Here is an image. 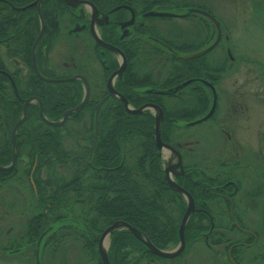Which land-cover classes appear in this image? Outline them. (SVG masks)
I'll list each match as a JSON object with an SVG mask.
<instances>
[{
	"label": "trees",
	"instance_id": "1",
	"mask_svg": "<svg viewBox=\"0 0 264 264\" xmlns=\"http://www.w3.org/2000/svg\"><path fill=\"white\" fill-rule=\"evenodd\" d=\"M34 1L0 0V46H4L3 53L7 59L22 60L28 67L25 74L16 66L9 71L0 59V68L9 71L15 82V90L21 97L15 102L9 100L17 97L12 85H3L9 81L0 73L2 166L10 165L12 161L14 149L11 131L22 113L24 99L37 97L42 103L45 118L58 121L66 110L81 102L85 92L79 80L47 82L35 74L31 51L39 33L40 19L36 3L31 4ZM224 1L240 2L241 6L246 4V19L264 31L263 0ZM23 6L25 8H21ZM40 12L44 32L35 50L39 72L46 77L70 75H55L42 66L54 42L49 34H54L55 38L60 36V20L68 12L66 4L64 0H41ZM213 16L219 21L222 32V22L218 16ZM202 20L192 33L185 31V37L177 24L168 28L161 25V28H152L148 33L173 49L171 56L183 51L188 55L205 49L213 41L216 32L214 25L210 30V23ZM200 32L201 36L195 39L194 34ZM227 37H230L228 33ZM221 40L213 51L221 45ZM129 49L133 53L122 79L116 82L117 89L134 109L146 101L159 105L163 112L161 138L177 148V143L181 144L184 139L183 134L180 135L183 128L181 123L202 117L210 109L208 89L203 81L198 83L197 78L218 84L234 64L231 46L229 50L233 59L225 50V55L215 58L209 56L208 51L196 58L181 59L178 55L179 58L169 56L168 61H161L164 48L142 38L133 42ZM197 61H201V67H195ZM213 61L216 65L211 66ZM261 68L264 82V65ZM105 73L107 77L108 72ZM193 77L184 102L180 99L183 95L180 87L171 93L148 91L152 88L171 90L179 86V82ZM101 80L96 75L91 78L88 99L61 126L48 124L40 117L38 101L28 104L26 117L16 131L15 163L10 169H0V219H15L13 224L20 235L16 237L5 232L0 240L7 239L3 242L7 244L0 245V251L11 250L14 253L27 246L32 248L34 260L36 250L39 251L40 264H54L55 261L57 264H102L98 253L99 237L115 221L129 223L159 248H167L168 242L172 246L178 244L181 217L176 214L170 217V212L183 210L185 201H181L178 193L171 190L163 178L162 162L155 146V117L148 109L138 114L129 113L121 99L107 96ZM106 96L98 111L99 131L90 151L95 107ZM217 109L210 118L216 115ZM48 214L53 219L56 217L57 221L55 228H52L56 230L53 235L49 228L44 229L50 225V219L47 224L45 221ZM3 225H7L6 222ZM203 225L204 222H201V228H204ZM195 227L197 225L191 223L190 219L184 229L187 243L189 238L190 241L196 240L198 229ZM39 229L44 230L39 232ZM110 236V264H134V252L147 251L146 246L127 229L114 230ZM132 245L136 246L135 251L130 250Z\"/></svg>",
	"mask_w": 264,
	"mask_h": 264
},
{
	"label": "flooded vegetation",
	"instance_id": "2",
	"mask_svg": "<svg viewBox=\"0 0 264 264\" xmlns=\"http://www.w3.org/2000/svg\"><path fill=\"white\" fill-rule=\"evenodd\" d=\"M198 1L201 0H80L76 6H71L64 0L68 11L64 13V15H66L70 21V23H66L64 26L65 33L68 36L66 39L69 41L66 40V45L68 44L65 49L66 55L61 61L52 57L54 53L53 50L61 43L62 35L55 38L54 34L50 33V38L51 40L53 39L54 42L52 40L53 43H51L50 52L48 56H46L45 62L43 61L45 64L42 66L45 70L54 72L55 75L60 73L70 74L48 78H72L77 75L83 76L89 87V92L91 78L93 79L96 75L97 79H102L101 81L104 82L108 93L107 96H111L107 88L108 78L112 73L120 69L121 63L125 59V67L121 71V74H117L113 78V87L120 93L117 89L116 82L122 79L129 63V57L133 53L132 50L129 49V46L140 38L155 42V44L164 48L160 60L168 61L169 56H171L170 52H173V49L168 47L167 44L165 45L152 34H149L148 31L156 27L161 28V23L168 22L166 20L164 21V19H170L171 22H175L174 20H189L190 14H186L187 10L191 8L202 9L204 7L201 3H198ZM90 4L96 8V17H93V8ZM21 8L25 7L23 6ZM204 9L213 16L206 6ZM150 12H170L173 15H150ZM202 19L204 18L200 17L199 20H195L194 22H198L200 25L203 21ZM205 19L210 23L209 27L210 30H212V25H214V23L210 18ZM175 24H178L179 28L182 30L181 33L183 37H185L183 25L181 27L180 23ZM93 31L99 39L106 44L114 46L120 53L101 46L95 40ZM200 36L201 32L199 34H194L195 39ZM182 43L185 46V42L183 41ZM6 46L7 48L9 47L7 44ZM215 47L216 46L210 49L209 52L211 53ZM0 48H4V46L2 45ZM44 48H46V46ZM202 50L204 49L202 48L188 55L185 51L177 53L176 55L172 53L171 57H180L181 59L189 57L196 58L203 55H197V53ZM225 50L228 53L229 45H226ZM3 52L0 54V59L5 62V67L9 71L14 69L13 66H16L15 68L18 70L20 69L22 74L28 71V67L22 60L20 61L16 58L9 60L5 57ZM211 57L215 58V56ZM10 62L12 64H10ZM200 62L201 61H197L196 68L201 67ZM211 63V66L216 65L214 61ZM11 67L13 68L11 69ZM8 70L0 68V73L5 75L9 81H5L3 85H5V83L6 85L8 83L12 85L17 99L10 98L9 100L15 102L19 100V98L21 100V97L18 92H16L15 82ZM106 71L108 72L107 77H105ZM193 79L194 77L187 80L189 81L188 84L184 87H180L179 91L183 92L182 98L180 99H182L183 102L185 101L184 95L187 94L188 86L192 83ZM75 80H79L81 86L85 90L86 83L83 79L76 78L67 81ZM202 80L201 78H197L196 81L199 83ZM203 84L208 89L207 97L210 96L209 104L212 106L213 94L214 91L216 92V86L209 80H203ZM216 96L218 100V95ZM196 100L199 101L201 99ZM238 100L240 99H235L233 97L230 101L227 100V103ZM148 104L157 105L149 101L143 103V105ZM249 104L246 103L245 99L242 100V103L238 104L239 107H237V105L233 106L232 104L233 112L221 115L216 121L209 117L197 123L196 120L199 118L197 117L181 123V127L183 128L180 129V135L183 134V142L181 144L177 143L179 145H176L177 148L168 143L179 153L181 158L180 167L177 166L174 168V164H176L177 160L175 162L171 160V157L174 159L172 152L167 155V158H170L169 162L171 161L172 163L167 165V167L164 166V169L167 168L169 173H172L176 183L191 195L194 202V210L191 212L188 221L191 219V223L197 225L194 229H198V235L194 241H190L191 239L189 238L188 243L184 235V248L173 258H165L152 253L141 239L137 238L146 246L147 251H143L142 253L135 251L134 264H191V261L196 258V247H188V244L203 245L201 249H203L209 257L205 263L200 262L199 264H264V131L255 130V133L250 136L237 133L238 123L241 121L245 122L250 118V115L245 113L249 108ZM8 109L12 111L10 108ZM148 110L155 115L152 108ZM239 112L243 114L240 115ZM241 116L243 118L242 120ZM210 121L214 122L210 128L203 125V131L198 130L199 126L204 123L209 124ZM187 125H189V128H185ZM192 128H195V135L189 134L191 133L189 129ZM0 134H2V132H0ZM192 143L193 145H191ZM186 144H190L191 146H185ZM178 197L181 201L184 199L185 208L183 210L172 211V213L182 218L185 213L187 199L183 193H178ZM45 213H48L47 210H45ZM201 222H204V228H201ZM56 223V217L54 219L52 218L50 219V225L44 227V229L49 228L51 230V235H53L56 233V230H52V228H55ZM11 229L12 228L9 227L6 233H10ZM40 229L39 232L44 230ZM123 229H125V227H123ZM147 239L149 240V238ZM102 245L105 246L104 241ZM153 245L158 249L169 251V248H159V246ZM175 246L177 247V245ZM173 248H170V250ZM25 249L28 250L29 247L26 246ZM10 251H1V253L5 255L3 259L9 260L13 259V257H20L18 255L8 257L7 254H15L21 251V249L14 253ZM54 264H57L56 261Z\"/></svg>",
	"mask_w": 264,
	"mask_h": 264
},
{
	"label": "rangeland",
	"instance_id": "3",
	"mask_svg": "<svg viewBox=\"0 0 264 264\" xmlns=\"http://www.w3.org/2000/svg\"><path fill=\"white\" fill-rule=\"evenodd\" d=\"M203 2L205 3L198 1V3H201V5L202 4L206 5L207 8L210 10V12L218 16L220 21L223 24V30H222L223 33L221 32V38L223 40H221L220 38L221 45L217 47L215 51L210 53L209 56L216 57L217 55H222V54L225 55V48H226V45L228 46V42H229V45L231 46V49H232L233 56L235 57L234 64L230 67V72H228V74L225 75L218 84L211 82L209 80L211 83H213L216 86V92L215 91L214 92L216 95H218V104H217L218 109L213 119L216 121L219 119V117H221V115L232 113L233 112L232 104L233 106L237 105V107H239L238 104L242 103V100L245 99L246 103L248 104L250 103L249 108L245 112L246 114L250 115V118L249 120H246L245 122L241 121L240 123H238L237 133L245 135V136H250L253 133H255V130L264 131V82L261 76V69H262L261 67L262 65H264V31L261 30L257 25L252 24L249 20L246 19L247 18L246 4L241 6L240 2L233 3L230 1H224V0H204ZM263 3H264V0H263ZM192 9L193 8L187 10L186 14H192L193 17L191 18H193L194 20L193 19L192 20L189 19L185 21L174 20L175 22H171V21L167 22L166 23L167 25L164 23H161L160 25H165L168 28L174 25L175 23H180L181 27L183 25L185 31H187L186 33H190L193 29L198 27V22L195 23L194 22L195 20H199L200 17L204 18V20H206L205 18H209L206 15L196 12ZM202 10L207 12V10H205L204 8H202ZM60 21H62L61 22V32H60V35H62V39H61L60 45L53 50L54 53L52 56V57H55L58 61L63 60L66 55L65 49L68 45V44L66 45L67 43L66 37L68 36L65 33L64 26L66 25V23H70L66 15H64ZM227 33L230 36L229 38H227ZM203 37L204 36H202V38ZM215 40H217V29H216L213 41L209 45H207L205 49H208L209 47H211V45L215 42ZM3 50L4 48H0V54H2ZM187 84L188 82L186 79L179 82V85H181L180 87H184ZM177 89L179 88L175 87L174 89H171V90L172 92H176ZM233 97L235 99H240V100L227 103V100L230 101V99ZM35 102L36 100L31 101V103H35ZM129 106L133 108L130 104ZM145 109L143 108L142 111H144ZM152 110L154 112H157L154 109ZM239 114L242 115L243 113L239 112ZM205 115L197 118L198 120L195 119L196 122L198 123ZM242 119L243 118L241 116V120ZM213 123L214 122H211V121L209 124L204 123L201 126H199L198 130L203 131V128H204L203 125H206L210 128V126H212ZM195 128L189 129V132L191 131V133L189 134L195 135V130H194ZM192 141L194 142L193 139ZM157 150H158L160 160L163 165L162 166V170L164 172L163 178L166 180V183H168L164 166L167 167V165L172 163L171 161L169 162L170 158L169 159L167 158V155L172 152L166 148L157 149ZM172 156L174 159H172L171 157V160L172 161L174 160L175 162L177 160V156L175 153H172ZM4 166L8 167L9 165L7 166L4 165ZM168 175L170 176V179L176 183V181L174 180L172 176V173L170 174L168 172ZM168 187H170L171 190L175 191L170 185ZM175 192L181 193L179 191H175ZM68 196H71V194H69ZM173 216H175V214L170 212V217H173ZM48 219H52L50 218L49 214L46 216V219H45L46 224L48 223ZM5 222L7 225H3L5 224ZM13 223H15V219L13 218L7 219L4 221H1L0 219V239L1 237L3 238L8 227L12 228V230L9 233L10 235L13 234V235H16V237L20 235V232L17 233V230L15 229ZM121 229L123 228H118L117 230H121ZM6 240H0V245H6L7 243H3V242H6ZM104 242H105V246H103V248L105 249L108 255V252L111 249V242H112V238L109 234L107 235V237L104 238ZM172 245L173 244L168 242V245L166 246L167 248H169L168 250H170V248H173L175 246V245L174 246ZM187 246L196 247V251H195L196 258L191 261V264H196V263L199 264L200 262L205 263V261L208 260L209 256L206 254V252L203 251V249H201V246L203 245H200V244L189 245L188 244ZM135 247H136L135 245H132V249L130 247V250L135 251L134 249ZM175 248L176 246L172 250H174ZM3 255L4 254L1 253L0 251V264H36V261L34 260V254H33L31 247L28 250L23 249L15 254H11V255L7 254L8 257H13L15 255L20 256V257L17 256L18 258L13 257V259L5 260L3 259L5 255L4 256ZM33 261L35 262L33 263Z\"/></svg>",
	"mask_w": 264,
	"mask_h": 264
},
{
	"label": "water",
	"instance_id": "4",
	"mask_svg": "<svg viewBox=\"0 0 264 264\" xmlns=\"http://www.w3.org/2000/svg\"><path fill=\"white\" fill-rule=\"evenodd\" d=\"M80 0H65V2L71 6H76L78 3H79ZM33 3H36L37 4V9H38V13H39V17H40V30H39V33L38 35L36 36L35 40H34V43H33V46H32V62H33V69H34V72L35 74L43 81H47V82H60V81H67V80H74L76 78H81L83 79V81L86 83V80L83 76L81 75H77V76H74L72 78H48V77H45L43 76L38 68H37V65H36V60H35V48H36V45L38 43V41L40 40L42 34H43V30H44V22H43V18L41 16V13H40V3H41V0H35ZM91 7L93 8V17L97 15V11H96V8L90 4ZM192 10L196 11V12H199L201 14H204L206 15L207 17H209L212 22L214 23L216 29H217V40H215V42L211 45V47H209L208 49H204L202 50L201 52L197 53V55H201V54H205L206 52H208L210 49H212L214 46H216V44L219 42L220 40V37H221V28H220V23L219 21L214 17L212 16L209 12H206L202 9H198V8H193ZM150 15H159V16H171L173 15L172 13L170 12H150L149 13ZM131 22V21H130ZM129 22V23H130ZM128 23V24H129ZM93 35H94V38L95 40L101 45V46H104L105 48H109L111 50H114V51H118V49H116L114 46L112 45H109V44H106L104 43L101 39H99V37L96 36L95 32L93 31ZM120 53V52H119ZM228 55H229V58L230 59H233L231 53H230V50H228ZM125 67V59L123 60L122 62V65L120 67V69L117 71V72H114L110 75V77L108 78V81H107V88H108V92H109V95L111 96H116L118 97L119 99H121V101L123 102L124 104V107L125 109L129 112V113H133V114H138V113H142V109L144 108H152L154 110H156L157 112H155V122H154V132H155V146L157 147V149H169L171 152L175 153L177 155V162L176 164H174V168H176L177 166L180 167V155L179 153L173 148V146H171L170 144L164 142L161 138V122L163 120V112H162V109L158 106V105H155V104H148V105H142L141 107L139 108H131L129 106V102L128 100L123 96L121 95L120 93H118L115 88L113 87V78L115 77V75L117 74H121V71L124 69ZM203 81V80H202ZM189 82V81H187ZM181 85L177 86L176 88H179ZM150 91L152 92H157V93H171L172 90H167V91H158V90H155V89H150ZM213 102H212V106L210 107L209 111L206 113V115L201 119V120H206L208 119L214 112L215 110V107H216V104H217V96L214 92L213 94ZM88 96H89V87L87 85V83L85 84V92H84V96L81 100V102L71 108V109H68L66 110L64 113H63V116L60 120L58 121H50V120H47L43 114V110H42V103L41 101L37 98V97H29L27 99H24L23 100V106H22V113L20 115V118L17 120V122L14 124L13 128H12V131H11V138H12V147L14 149V152L12 154V161H11V164L8 166V167H5V166H1L0 165V169L1 170H7V169H10L14 163H15V160H16V155H17V151H16V141H15V136H16V131H17V128L18 126L24 121L25 117H26V112H27V106L28 104L31 102V101H38V104H39V115L40 117L48 124H51V125H56V126H61L64 124V122L66 121L67 117L74 111H78L79 109H81V107L83 106V104L86 102V100L88 99ZM107 96L104 97L101 101L98 102V104L96 105L95 107V121H94V135H93V142L91 144V147H90V151H92L93 149V146L96 142V139H97V136H98V111H99V108L101 106V104L106 100ZM200 120V121H201ZM168 169L166 168L165 169V174H166V177H167V180H168V183L169 185L175 190V191H179L181 193L184 194V196L186 197L187 199V204H186V209H185V213L183 214L182 218H181V221L179 223V227H178V245L177 247L174 249V250H169V251H166V250H161V249H158L157 247H155L138 229H136L135 227L131 226L129 223L125 222V221H115L113 224H111L110 226H108L101 234L100 236V241H99V245H98V252H99V255H100V258H101V262L102 264H110L109 262V259H108V255H107V252L105 251V249L103 248V241H104V238L107 237V235L111 234V232H113L114 230H117L118 228H123L125 227L126 229L130 230L131 233H133V235L136 237V238H139L141 239V241L147 246V248L152 252V253H155L161 257H165V258H173L175 256H177L184 248V245H185V242H184V229H185V226L187 224V221L189 219V216L191 214V212L194 210V202H193V199L191 197V195L185 191L181 186H179L177 183H175L173 180L170 179V176L168 175ZM35 261H36V264H40V261H39V251L36 250V254H35Z\"/></svg>",
	"mask_w": 264,
	"mask_h": 264
}]
</instances>
